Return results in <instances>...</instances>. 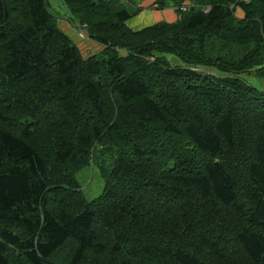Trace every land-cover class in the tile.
<instances>
[{"label":"trees","instance_id":"16d2710c","mask_svg":"<svg viewBox=\"0 0 264 264\" xmlns=\"http://www.w3.org/2000/svg\"><path fill=\"white\" fill-rule=\"evenodd\" d=\"M63 1L102 51L0 0V264H264V0Z\"/></svg>","mask_w":264,"mask_h":264},{"label":"rangeland","instance_id":"374dc122","mask_svg":"<svg viewBox=\"0 0 264 264\" xmlns=\"http://www.w3.org/2000/svg\"><path fill=\"white\" fill-rule=\"evenodd\" d=\"M133 0H127V7L132 8L131 5ZM136 2V5H133V8H137V6H140L139 1H142V3L145 4V6L149 9H145V12H149L146 14V19H147V23H144V25L141 27H145L152 23L151 19H150V13H154L153 15L157 16L156 20L157 22L159 21H170L169 17L166 16L167 13H170L171 11L173 13H177L175 12V8L174 7H167L165 8V10H156V7L154 5H150L149 0H134ZM49 3V10L51 11V13H53L56 17H57V22H58V26L60 27L61 30L64 31V29L62 28V26L60 25V20L64 19V18H71L72 16L67 13V7L65 5V3L63 2V0H48ZM148 3V4H147ZM237 15L239 17H242L244 15V12L241 8H237L236 11ZM71 16V17H70ZM137 16H133L132 18L134 19V22L138 19L135 18ZM131 18V19H132ZM132 19V21H133ZM139 28V29H141ZM82 30H84L86 32L85 28H82ZM80 32V37L88 39L90 36L89 34ZM65 32V31H64ZM71 37V36H70ZM72 38V37H71ZM82 39V40H85ZM76 42V41H75ZM77 43V42H76ZM81 50V53L84 57H89L90 55H93L95 53H98L100 51H102V49L104 48V46L97 47V46H88L86 45V42L83 41L79 44H77ZM102 45V44H101ZM166 59L170 62V64L172 66H180V65H184V61L181 59V57L175 53H165L164 54ZM204 68V67H203ZM210 69V73L217 75V76H226L229 73L228 72H224V71H220L216 68H209ZM245 77L253 84H255L256 86H258L259 88L264 90V77L257 75L255 71L249 72L247 74H245ZM77 179L79 180V182L82 185L83 191L85 193V195L87 196V198L89 200H92L94 198H96L97 196H99L104 188V178L101 175L100 169L98 166L96 165H89L86 166L84 168H82L78 173H77Z\"/></svg>","mask_w":264,"mask_h":264},{"label":"crops","instance_id":"0c3cea01","mask_svg":"<svg viewBox=\"0 0 264 264\" xmlns=\"http://www.w3.org/2000/svg\"><path fill=\"white\" fill-rule=\"evenodd\" d=\"M149 2H150V5L152 6L153 3H154V0H149ZM139 3H140L139 7H143V9H142V11L139 14L136 15L137 17H135V18H138V19L135 22H134L133 18H132L133 21H132V19H130L128 21L129 26L132 27L133 29H139V28H141L144 25V23L148 22L147 19H146V14L149 13L150 11L149 12H145L146 11L145 9H149V8H147L145 6V4L142 3V1H139ZM66 10H67V13H69L71 15V11L69 10L68 7H67ZM156 10H159V9L156 8ZM163 10H165V9H163ZM153 14L154 13H150V19H151L152 23H156L157 22V20H156L157 16L156 15L154 16ZM166 16L169 17L170 21H174V20H176L178 18V14L177 13H173L172 11L170 13H167ZM59 22H60V25L62 26V28L64 29V31L69 36H71L72 39L77 42V44L80 45L81 42L85 41L86 45H88V46L92 45V46H97V47H100V48H101V46H103L100 43H98L97 41H95L94 39H92L91 37H89L88 39L80 37V32L83 33V31H84V30H82L83 27L78 25V23L75 22L72 19V17L71 18H67V19L66 18L61 19ZM86 32H87V30H86ZM86 32L84 31V33H86ZM82 39H85V40H82Z\"/></svg>","mask_w":264,"mask_h":264},{"label":"built area","instance_id":"2783aa9c","mask_svg":"<svg viewBox=\"0 0 264 264\" xmlns=\"http://www.w3.org/2000/svg\"><path fill=\"white\" fill-rule=\"evenodd\" d=\"M186 8H187V6H184V7H183V9H186Z\"/></svg>","mask_w":264,"mask_h":264}]
</instances>
